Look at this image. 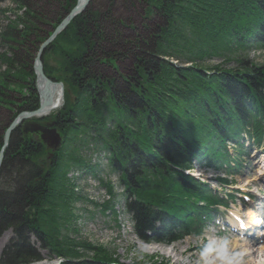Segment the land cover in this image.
<instances>
[{
    "label": "rangeland",
    "instance_id": "374dc122",
    "mask_svg": "<svg viewBox=\"0 0 264 264\" xmlns=\"http://www.w3.org/2000/svg\"><path fill=\"white\" fill-rule=\"evenodd\" d=\"M161 1L91 0L86 13H81L83 17L73 19V23L43 51V71L51 81L64 86L63 107L43 119L22 121L15 129L17 131H14L16 134L13 132L10 137V143L15 142L14 139L17 142L20 140L18 153L11 158L13 162L19 158L25 160L20 151L27 143L33 144L39 140L44 146V154L38 160L36 158L35 162L44 172L50 174L54 171L49 175L51 180L45 191L43 211L35 218V230L41 231L47 238L49 247L41 251L45 259L33 264H86L99 260L106 262L108 259H116L121 264H223L222 254L226 252L236 257L231 264H249V260L258 257L264 247V243L258 244L261 240L240 238L235 234L240 230V221H248L252 213L257 214V211L264 213V146L253 151L249 167L238 174L227 188L219 186L217 177H223L219 172L206 169L201 171V179L221 194H246L252 198L247 206L239 198L228 212L220 210L222 215L216 221L217 225L208 228L204 237L190 236L172 244H149L139 238L133 218L126 211L125 194L118 182L119 177L112 171L109 160L111 155L106 149L116 139L117 126L111 123L107 111L102 110L105 100L101 102L103 106L100 105L102 109L98 113L91 110L95 107L92 102L99 104L97 98L102 95L99 88L110 84L120 94L117 96L120 104L123 95L128 92L127 86L131 90L133 81L130 77H133L136 70L141 71L137 68V60L142 57L144 59L139 60L142 63L146 60L156 64L162 60L183 68L202 66L210 72L240 70L245 62L254 66L264 65V49L253 46L252 40L247 48L240 47L235 35L231 37L232 32L226 29L218 44L204 39L209 32L206 23L210 13L203 15L205 19L199 14L193 16V12L203 13L199 0L183 3L186 5L192 1L195 7L189 5L188 9L193 12L185 11L182 14L170 4L166 5L170 7L163 12L160 10L163 4ZM77 2H0V141L16 117L35 111L24 110L27 103L31 104L38 99L40 105L35 60L43 44ZM217 4L227 7L222 2ZM217 4L210 8L216 11L219 9ZM228 8H231V4ZM227 13L229 11L225 16ZM167 17L168 20L171 18V23L167 24L169 31L166 35ZM218 18L215 25L222 22L223 25H226L225 22L229 25L228 19H223L221 15ZM231 19L234 20V17ZM79 26L80 41L76 35ZM215 34L216 31L214 39ZM159 37L165 38L164 41L160 42ZM147 40L155 45L153 50L158 48L164 52H174L180 60L171 56L151 57L143 54L142 43ZM83 53L86 55L80 59ZM77 61L81 67L75 66ZM78 83H84V88L79 89ZM77 101L78 109L72 112L74 116L70 115L61 123L59 116H64L63 112L68 110V106L73 107ZM89 110L92 115H89ZM32 124L57 129L63 140L61 147L53 151L41 140V133H26L25 127ZM24 138L26 141H23ZM3 146H0V152ZM229 146L233 147L231 144ZM4 153L1 167L5 164L4 160L8 159ZM17 164L20 163L5 164L0 176L2 192L15 185ZM54 165L55 170L52 169ZM192 167L196 171L203 169L197 161L192 163ZM35 214L34 210L32 215ZM236 217H239L238 221ZM259 232L264 233V228L260 226L257 235ZM13 234L9 227L0 236V259L7 246L11 245ZM31 241L40 246L35 237ZM60 248H63V252L58 253ZM247 252L251 254L246 256ZM104 255L108 257L106 260Z\"/></svg>",
    "mask_w": 264,
    "mask_h": 264
},
{
    "label": "trees",
    "instance_id": "16d2710c",
    "mask_svg": "<svg viewBox=\"0 0 264 264\" xmlns=\"http://www.w3.org/2000/svg\"><path fill=\"white\" fill-rule=\"evenodd\" d=\"M199 1L203 13L188 9L189 5L195 7L192 1L183 4L190 0H162L160 10L164 12L170 7L166 5L170 4L181 14L193 12V16L199 14L203 19L205 13L206 16L210 13L207 26L204 25L209 32L204 39L218 44L226 29L232 32L228 33L231 37L235 35L240 43L238 46L247 48L252 40L253 46L264 49V0ZM219 2L227 4V7L218 5ZM216 4L219 9L214 11L215 8L210 7ZM230 4L231 8H228ZM83 15L76 19H81ZM217 15L228 19L229 25L226 22L223 25L221 20L219 22L222 23L215 25L219 19ZM170 20L168 17L165 20L166 35ZM80 27L76 33L79 41ZM214 31L217 32L215 39ZM164 39L159 37L160 42ZM154 46L151 41H144L143 54L151 57L171 56L180 60L174 52H164L158 48L153 50ZM85 55L81 54L80 59ZM141 59L144 58L137 60V68L141 71L136 70L130 77L133 81L131 90L127 86L128 92L123 95L120 104L117 100L120 94L110 84H105L99 88L102 93L97 98L99 104L92 102L95 107L91 110L98 113L102 109L100 105L103 106L101 102L105 100L102 110L107 111L111 123L117 126L116 139L106 149L111 155L112 171L119 175L126 208L133 218L137 235L149 244H172L190 235H202L206 221L212 218L213 207L222 202L207 184L185 173L191 169L192 163L197 161L201 167L217 168L234 175L235 168L243 164L244 147L239 139L246 134L258 145L264 142V65L254 66L245 62L240 70L210 72L202 66L183 68L162 60L156 64L145 60L143 64L139 61ZM166 63L169 67H166ZM79 64L77 61L75 66L81 67ZM77 85L79 89L84 88V83ZM38 106L36 99L31 104L27 103L24 110H36ZM77 109L78 101L73 107L68 106L63 118L59 116L61 123L74 116L72 112ZM91 110L88 111L89 115H92ZM14 140L5 151L10 163L8 159L4 163L20 164H17L18 177L12 189L6 192L0 190V236L9 227L14 234L11 245L2 254L0 264H33L44 259L41 251L49 247L47 238L41 231L35 230V218L43 211L45 191L51 180L49 175L54 171L50 174L44 172L35 162L44 154V146L39 140L33 144L27 143L20 151L25 160L19 158L13 162L11 158L18 153L20 146V140ZM0 142L2 147L3 139ZM227 143L235 144V155L230 154ZM5 164L0 169V176ZM22 169V173H19ZM52 169L55 170V165ZM6 177L9 179V176ZM220 182L225 187L229 180L220 179ZM34 210L36 214L32 215ZM33 237L40 242L39 247L31 241ZM60 252H63V248H60ZM106 257L104 255V260ZM86 264L121 263L108 259L106 262L99 260Z\"/></svg>",
    "mask_w": 264,
    "mask_h": 264
},
{
    "label": "water",
    "instance_id": "95a60500",
    "mask_svg": "<svg viewBox=\"0 0 264 264\" xmlns=\"http://www.w3.org/2000/svg\"><path fill=\"white\" fill-rule=\"evenodd\" d=\"M90 1L91 0H78V2H77L78 4L72 9L71 12H69L67 14L68 16L61 22V24L58 26V28L51 34L49 39L41 47V49H40L41 51L35 60L37 62L35 70H36V73L38 74V80L42 79L44 82L53 84V82L48 78V76L43 71V64L41 61L43 51H44L46 46L50 45L51 42L53 40H55L56 37L58 35H60L62 33V31L68 27V25L73 21V19H75L77 16L81 15V13L84 12V10L89 6ZM58 84L64 88L62 83H58ZM44 113H47V107L43 106V104H42V105H40V108L36 111L25 112V113L20 114L9 125V128L7 129V132L5 133V136L3 139L4 146L0 152L1 153L0 154V168L2 166L4 151L7 149L8 145L10 143V137H11L12 133L15 131V129L21 124L22 121L28 120L29 118H31L32 116H35V115H42L43 116V115H45ZM25 131H26V133H29L32 131L33 132H40L42 141L46 142L48 147L51 148L53 151L58 150L62 145L63 140H62L61 134L58 132L57 129L48 128L44 125L41 126L38 124H32L29 127H25Z\"/></svg>",
    "mask_w": 264,
    "mask_h": 264
},
{
    "label": "bare ground",
    "instance_id": "6f19581e",
    "mask_svg": "<svg viewBox=\"0 0 264 264\" xmlns=\"http://www.w3.org/2000/svg\"><path fill=\"white\" fill-rule=\"evenodd\" d=\"M52 83H47L44 82L42 79L38 80V93L41 97L40 99V105L43 104V106L47 107V113H44L45 115H35L32 116L29 119L32 118H38V119H43L45 116H49L53 114L57 109H61L63 106V101H64V94H63V87L56 83L55 81H52ZM49 96V97H48ZM40 107V106H39ZM6 151V150H5ZM4 151V152H5ZM5 154V153H4ZM259 223H262L261 220L258 221ZM258 223V224H259ZM249 252V251H248ZM245 253L246 256L251 254V253ZM264 252V248L262 251H259L260 254H258V257H253L251 260H249V264H264V255H262ZM254 251L252 252L253 256ZM223 264H231L232 261L234 260L233 258H236L233 253H223Z\"/></svg>",
    "mask_w": 264,
    "mask_h": 264
}]
</instances>
